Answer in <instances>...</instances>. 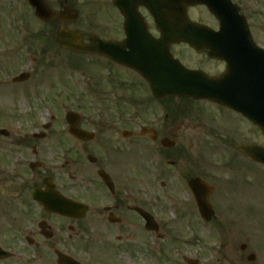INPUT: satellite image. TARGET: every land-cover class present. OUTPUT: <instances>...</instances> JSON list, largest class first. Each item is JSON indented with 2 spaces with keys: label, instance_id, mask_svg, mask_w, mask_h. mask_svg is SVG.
Instances as JSON below:
<instances>
[{
  "label": "flooded vegetation",
  "instance_id": "1",
  "mask_svg": "<svg viewBox=\"0 0 264 264\" xmlns=\"http://www.w3.org/2000/svg\"><path fill=\"white\" fill-rule=\"evenodd\" d=\"M154 3L39 0L37 19L27 0H0V58L7 60L0 64V83L18 90L30 108L40 106L37 92L45 88L56 91L43 102L48 109L85 112L78 125L0 120V264H112L123 235L144 226L146 218L157 226L148 231L151 236L168 234L160 200L171 186L188 191L192 179L215 181L204 167L197 125L178 122L184 110L170 97L156 99L145 78L125 66L138 58L147 61L161 38ZM256 11L247 6L246 17L249 30L260 32ZM186 13L191 21L218 29L204 6H187ZM10 28L35 37V43L26 42L15 52ZM77 40L79 45L93 41L102 51L100 56L84 54L91 67L80 103L74 79L77 54L70 50ZM213 46L202 42L195 53L187 44L165 42L158 57L189 50L197 57L196 68L219 76L226 64L208 57L207 48ZM20 51L30 58L28 69L29 59ZM22 73L20 82L12 81ZM43 77L47 80L41 83ZM16 98L6 94L2 114L19 108ZM90 108L95 116H87ZM172 173L180 185L169 179ZM222 188L215 187L209 196L220 226L230 210ZM248 249V244L239 245L241 260Z\"/></svg>",
  "mask_w": 264,
  "mask_h": 264
},
{
  "label": "rangeland",
  "instance_id": "2",
  "mask_svg": "<svg viewBox=\"0 0 264 264\" xmlns=\"http://www.w3.org/2000/svg\"><path fill=\"white\" fill-rule=\"evenodd\" d=\"M237 1H242L243 3L245 2L249 5L256 4L257 11L255 12V18L257 23L260 24L261 28L260 32L254 31L253 34L258 38V40H260V44L264 46V0ZM260 7L261 9H259ZM6 61L7 60L4 56L0 58L1 65ZM187 63H194V61H187ZM89 67H91V65L87 64L85 61H82L79 65L76 66L74 72L76 91L79 90V86L82 84L83 74ZM87 71L89 72V70ZM86 74L88 73L86 72ZM100 74L101 73L99 71L94 72L96 80H98L97 78L100 76ZM67 78L68 75L66 73V84L68 80ZM46 80L47 77L41 78V83L45 82ZM62 90L63 86L58 85V92L61 93V97L65 95ZM55 92H47L45 88H41L37 92V100H39L40 102L52 100ZM6 94H10L11 99L13 98V96H16L17 98L15 100H17L20 95L18 90L13 89L6 84L0 83V103L5 100ZM18 106V112L12 114L13 121L23 122L35 118L36 120L43 122L45 120H48V118L50 117L49 113L40 108H37L36 110H30V108L28 107L29 109H25L24 112V108L28 105L23 97L18 99ZM218 109L219 110L205 108L201 121L206 124H212L206 125V128H208L209 126H211L212 128L214 125L220 124L222 125L220 130H224V128L232 130V132H230V135L232 137H235L236 140L240 143H248L247 139L252 137L254 141L264 144V138L260 137L258 132H256L252 125H249L245 119L226 108L220 107ZM198 110H202V108L198 107ZM2 111L4 110L0 108V116H2ZM91 114L92 116L96 115V113H94L93 111L91 112ZM80 115L83 119V112H80ZM54 116L56 117L53 122L54 125H57V123L61 121L57 120L61 115L55 113ZM177 121L184 123V125H203V123L199 122L196 118L191 117H188L187 120H185V118H182L181 120L180 118H178ZM203 135L204 133L202 132V137ZM200 137L201 136L199 134V138ZM219 141H221V139ZM225 150L227 151L228 155L234 158V161H229L227 166H222V168L226 171V175H224L222 180H219L215 185L223 187L220 190H225L228 192L226 193L227 195L224 203L227 204L231 209L235 210L232 213L233 216H231V219L236 224L234 225V227L232 222L225 224V233L235 234L236 236L240 233H245L251 244L255 245L257 248L256 253L258 255V259H260L259 264H264V165L259 163H252L246 160L241 155L236 154L232 150V143L230 138H227L226 145L224 141H221L218 142L215 147H211L209 141L204 140V156L205 158H208V160L204 162V167H206V163L213 162L215 176L217 177L221 176L222 174L217 166L223 158ZM235 156H237V158H239V160L241 161H238V159L236 160ZM241 168L249 172L247 176L242 180L239 178V171ZM175 192H169V194H167L164 199L165 205H167L168 207H183L181 213L182 217L173 222L171 221L172 224L170 223L167 226V229H170V231H173L174 233V235L170 234L168 236L170 238L169 240H171V243H169L170 241L168 240L169 242L165 243L160 250V247H158L157 244H150L149 236L147 235V233L142 227H138L136 232L133 234V237H135L138 241L136 239L131 240L130 235L125 236L121 241L120 244L127 243L128 247L129 243H132V247L130 248L131 252L126 251L125 247L122 248L121 253L123 254L124 251L126 252L123 254L122 260H119L118 263L183 264L181 260H179L178 256L179 252L184 251L188 254V256L196 255V258L199 259L200 264H258V260L256 262L255 260L253 262H247L246 260H244L243 263L237 261V259L235 258V253L230 245L228 247L229 252L227 249L228 254H225L223 251V243L227 241L229 244L230 238L223 237L221 233L220 236H217L214 228L212 229L208 225L205 226V224L203 223H200L201 226L198 227V219L195 217L193 207L189 204H186L191 202L190 195H187L186 200L184 201L181 199L184 198V195ZM165 214V217L170 219L171 213L169 214V212H167ZM174 214H178V211L176 209L174 211ZM208 228H210V230L207 232ZM215 229L217 231L222 230L221 227H219V229ZM132 231H135V228H133ZM192 233H199V235L197 237H194L193 239H190V237L193 235ZM173 236H175L176 238ZM184 236L189 237L184 238ZM240 241L243 240L241 239L239 240V242ZM174 245H180L178 246V248L180 247L181 250L176 248L175 253L173 254V249L176 247ZM153 246L154 249L152 250ZM158 250L163 254H159ZM117 256L118 253H115L112 264L117 263ZM176 256L178 259L176 258Z\"/></svg>",
  "mask_w": 264,
  "mask_h": 264
},
{
  "label": "water",
  "instance_id": "3",
  "mask_svg": "<svg viewBox=\"0 0 264 264\" xmlns=\"http://www.w3.org/2000/svg\"><path fill=\"white\" fill-rule=\"evenodd\" d=\"M159 0H157L158 2ZM180 1L173 2L172 4V10L176 11L174 18L178 21L179 24H182L186 27H190L191 24L184 21V14L183 8L180 7ZM187 1V0H186ZM194 1V0H193ZM193 1H187V3H193ZM160 5V3L158 2ZM173 18V16H172ZM173 18V19H174ZM173 38H177L178 36H182L181 34H177L172 32L171 33ZM174 40V39H173ZM176 40V39H175ZM188 42L193 43L195 40H191L189 38L186 39ZM195 44V43H193ZM81 51H89V49H77ZM99 51V50H98ZM172 71H171V91H168V94L172 96H187V97H193L196 99L199 98H208L210 100L216 101L218 103H221L223 105H226L228 107L233 108L236 111L241 112L244 116H246L249 120H251L254 124H257L261 127V129L264 132V120L260 119V113L255 112L254 110H249L247 108H244L242 105L238 104L236 101H234L232 98H230L227 95H220L218 94L217 87L215 86V82L212 79H207L201 76L200 72L195 71H187L174 62L171 63ZM201 80V81H200ZM152 83H154L152 81ZM156 83V82H155ZM158 85V83H156ZM153 85V84H152ZM154 86V85H153ZM206 86L209 88V92H206ZM159 88V87H158ZM169 90V89H167ZM202 90H205L202 92ZM163 94V93H157ZM262 120V121H261ZM69 121L72 123V114L69 117ZM238 150L243 152L248 158L260 161L264 163V149L258 148V147H248V146H237ZM193 190H194V197L197 202V206L199 208V211L201 215L208 217L206 215V212L208 210L209 204L207 201V194L209 193V190L206 189L201 190V187H206L205 184L199 183V184H191ZM206 192V193H205ZM251 258V257H250ZM191 264V263H189Z\"/></svg>",
  "mask_w": 264,
  "mask_h": 264
}]
</instances>
